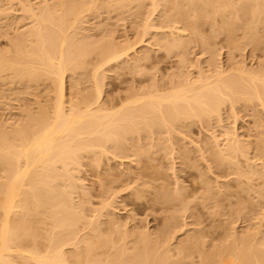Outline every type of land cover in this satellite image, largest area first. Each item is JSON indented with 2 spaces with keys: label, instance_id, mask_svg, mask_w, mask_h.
<instances>
[{
  "label": "bare ground",
  "instance_id": "1",
  "mask_svg": "<svg viewBox=\"0 0 264 264\" xmlns=\"http://www.w3.org/2000/svg\"><path fill=\"white\" fill-rule=\"evenodd\" d=\"M135 2V15L146 18L142 38L151 27L149 15L158 6L161 12L171 9L162 16L167 22L180 24L178 31L190 30L185 36L170 31L162 39L169 52L184 48V62L189 46L196 41L205 44L213 57L217 53L211 43L215 37L200 31L201 20H210L214 32L225 33L230 48L238 47L236 34L240 30L249 43L259 44L264 38V0L28 1L24 12L35 26L17 33L11 39V49L0 48V74L12 71L9 90L15 97L23 99L28 90L43 85L48 101L38 100L39 107L25 109L22 119L0 124V264H178L169 256L168 241L175 227L171 218L159 233H141L127 241L135 232L119 231L122 237L118 238L104 229L111 223L116 225L111 204L96 209L93 219L89 216L90 190L81 177L83 168L101 172L107 160L129 151L153 160L152 153L169 149L166 133L223 120L227 102L233 110L242 101L245 105L254 99L264 102V72L241 66L235 72L219 70L193 82H179L164 92L103 101L105 66L113 62L111 67H121L136 43L124 45L113 36L91 39L87 34L91 28L85 26L87 12L104 14L114 7L124 13ZM4 12L0 9V15ZM8 15L14 18L11 11ZM8 51L14 55L8 56ZM92 54L97 55L98 64L90 69L87 58ZM89 82L93 84L89 89L81 88ZM18 86L23 90L16 91ZM258 122L262 128L260 118ZM259 133L250 143L226 131L227 144L213 160L216 168L225 166L240 172L241 158L251 153L264 160V133ZM214 139L211 148L221 145L218 136ZM146 141H151L150 148ZM260 164L262 170L257 169ZM250 166L249 172L242 174L248 178L260 174L264 179V162ZM213 168L211 165L210 171ZM198 178L191 175V190L189 185L181 186L185 192L180 193L182 208L190 198H196ZM256 195L264 198V189ZM161 198L166 199L162 203L171 202L166 193ZM108 215L112 218L107 221ZM254 225L243 232H228L199 264H264V224L256 220ZM192 239L198 243L201 236L198 233ZM113 248L115 256L109 253Z\"/></svg>",
  "mask_w": 264,
  "mask_h": 264
},
{
  "label": "rangeland",
  "instance_id": "2",
  "mask_svg": "<svg viewBox=\"0 0 264 264\" xmlns=\"http://www.w3.org/2000/svg\"><path fill=\"white\" fill-rule=\"evenodd\" d=\"M28 1L43 4L47 0H0V9L5 11L0 15V48L11 49V39L17 33L35 26L33 18L24 12ZM137 10L135 2L124 13L114 7L104 14L87 12L89 14L85 26L91 28L87 32L91 39L104 40L113 36L116 42L124 45L136 43L135 49L130 51L131 55L121 67H111L113 62L105 66L103 101L151 91L164 92L179 82H193L204 74L213 75L219 70L235 72L239 66L264 72V38L259 44L249 43L243 39L240 30L236 34L240 40L238 47L230 48L225 33L214 32L210 20H201L200 31L215 37L211 43L217 53L213 57L205 44L196 41L189 46L184 62V48L169 52L163 48L162 39H166L170 31L185 36L191 34L190 30L178 31L180 24L167 22L162 16L171 9L167 7L161 12V6H158L157 11L149 15L151 27L142 38L146 18L137 17ZM9 11L13 19L8 15ZM4 26H8L6 32ZM13 55L14 51H8V56ZM145 55L147 59L142 58ZM87 61L90 69H93L98 64L97 55L92 54ZM11 73L8 69L0 74V124L22 119L25 109L34 110L39 107L38 100L45 103L48 101L43 85L28 90L22 95L23 99L15 97V93L9 90ZM92 85L89 82L81 88L89 89ZM15 90L21 91L23 88L18 86ZM244 105L242 101L233 110L227 102L223 105V120L217 118L207 125L198 123L166 133V147L169 149L167 152L163 150L154 155L152 153L153 160L145 156H133L129 151L115 158L111 156L101 172L84 167L81 177L90 190L87 198L91 208L89 216L93 219L96 209L111 204V215L116 225L111 223L104 226V229L118 238L122 237V232H135L127 241L135 240L141 233H159L164 222L171 218L175 221V227L168 241L169 256L172 260H178V264H199L215 244L225 240L228 232L248 230L255 226L256 220L264 224V198L256 195L257 190L264 189V179L260 174L252 178L242 174L249 172L252 162L257 164L264 160L256 159L253 153L249 154L247 158H241L240 172L225 166L216 168L213 163L217 152L227 144L228 137L224 135L226 131L250 143L256 141L260 131L264 133V102L254 99ZM259 118L262 120V128ZM215 136H218L221 145L211 148ZM146 143L150 148L151 141ZM132 145L138 146L136 142ZM197 162L200 165L193 167ZM211 165L213 171H210ZM257 169L262 170V164L257 165ZM122 172L126 175L121 176ZM192 174L199 177V192L196 198H190L188 205L182 208L180 193L185 192L181 186L189 185L188 190H191ZM106 183L110 184L107 188L104 187ZM142 189L144 192L139 196L137 192ZM163 193L170 196V203H162L166 200L161 198ZM241 201L243 203L239 205ZM111 218L108 215L105 219L108 221ZM119 231H122L121 234ZM198 233L201 239L197 243L192 237ZM192 246L195 248L192 249ZM109 253L115 256L116 248ZM184 255L187 256L182 258Z\"/></svg>",
  "mask_w": 264,
  "mask_h": 264
}]
</instances>
